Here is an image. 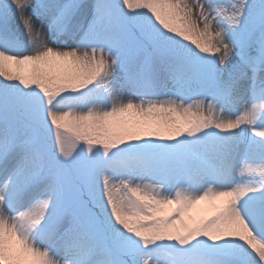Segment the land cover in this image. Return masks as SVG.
<instances>
[{"label":"snow or ice","instance_id":"6c2138e0","mask_svg":"<svg viewBox=\"0 0 264 264\" xmlns=\"http://www.w3.org/2000/svg\"><path fill=\"white\" fill-rule=\"evenodd\" d=\"M0 264H264V0H0Z\"/></svg>","mask_w":264,"mask_h":264}]
</instances>
